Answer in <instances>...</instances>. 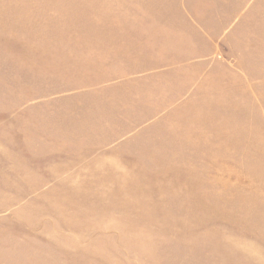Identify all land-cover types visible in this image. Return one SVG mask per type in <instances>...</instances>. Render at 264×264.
<instances>
[{
    "label": "rangeland",
    "instance_id": "obj_1",
    "mask_svg": "<svg viewBox=\"0 0 264 264\" xmlns=\"http://www.w3.org/2000/svg\"><path fill=\"white\" fill-rule=\"evenodd\" d=\"M177 6L0 0V264L23 219L53 242L71 233L69 264H264V92L171 110L178 92L53 95L102 70L67 43L133 40Z\"/></svg>",
    "mask_w": 264,
    "mask_h": 264
},
{
    "label": "crops",
    "instance_id": "obj_2",
    "mask_svg": "<svg viewBox=\"0 0 264 264\" xmlns=\"http://www.w3.org/2000/svg\"><path fill=\"white\" fill-rule=\"evenodd\" d=\"M148 18L147 24L131 30L133 40L114 35L78 46L67 43L66 49L86 48L92 59L102 57V70L92 83L53 95L178 92V104L171 110L196 92H264V0H178L177 8ZM29 107L22 105L18 112ZM16 223L23 227L5 244L11 258L5 264L71 262V233L58 237L67 243L63 245L46 233L30 232L25 219Z\"/></svg>",
    "mask_w": 264,
    "mask_h": 264
}]
</instances>
